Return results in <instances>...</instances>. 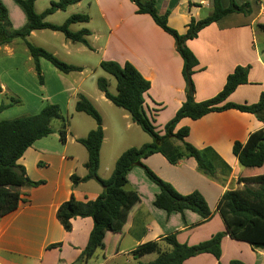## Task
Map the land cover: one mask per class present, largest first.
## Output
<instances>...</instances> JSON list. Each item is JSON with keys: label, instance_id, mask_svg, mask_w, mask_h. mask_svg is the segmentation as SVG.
I'll use <instances>...</instances> for the list:
<instances>
[{"label": "crops", "instance_id": "crops-1", "mask_svg": "<svg viewBox=\"0 0 264 264\" xmlns=\"http://www.w3.org/2000/svg\"><path fill=\"white\" fill-rule=\"evenodd\" d=\"M234 1L237 4L249 2L251 12L228 13L202 28L196 37L186 41V46L198 60L192 74L196 101L205 100L219 92L227 74L237 65L249 66L248 82L240 84L228 96L227 101L254 103L264 91V30L258 26L264 24V0ZM37 2L38 0L34 3L36 12L47 8L36 9ZM82 2L83 0H79L75 4L79 6ZM0 3L6 8L10 27L21 29L26 23V16L19 6L13 0H0ZM229 3L230 0H220L222 7H227ZM88 5L92 6L93 15L90 11L83 13L89 16L87 24L92 23L96 17L98 25L82 28L89 30L87 41L88 37L92 36L98 43L94 46L90 42L89 46L76 43L95 49L99 53L98 64L102 60L121 64L125 61L132 63L150 82V88L143 95L144 111L153 121L157 120L159 127L164 126L185 100L187 93V84L182 75L183 61L176 50L173 37L161 29L148 14L137 13L131 0H90ZM155 5L160 14L168 12V25L183 34L191 17L202 19L211 14L213 0H155ZM66 9L67 7L58 11ZM54 13L48 15L46 20L52 22L48 17H52ZM82 28L70 29L77 31ZM41 30L43 29L31 31L26 40L29 42V39L36 37L37 31ZM55 32L57 31H53ZM68 45V42H63L62 47L68 49ZM84 51L85 48H76V52ZM51 53L56 54V51ZM0 54L3 55V58H0V96L5 99L0 101V105L8 104L0 110L2 112L13 109L11 107L14 106L12 102L15 99L20 100L15 104L19 106L21 99L23 100L31 89L30 87L25 93L24 89L13 85V72L30 73L32 81L40 84V88L46 84V79L41 72V81L39 80L34 60L23 39L14 38L1 44ZM31 60L33 63L28 65ZM39 64L41 67L40 62ZM77 72L81 73L82 70ZM61 73L63 74H56V77L62 90L77 81L66 77L70 72ZM82 81L83 79L79 80L74 90ZM57 94L58 91L54 89L51 97L54 98ZM30 95L33 97L29 100L30 108L35 110V114L42 105L36 102L37 90ZM85 96L94 105L96 100L92 101L90 96ZM96 98L102 103L110 102L101 90ZM122 118L126 123L123 129L116 128L118 133H123L132 124L128 114H122ZM5 119L2 117L0 120ZM182 126L189 128L186 140L197 148L211 147L230 166L229 173L224 174L217 168L214 177L209 178L198 171L193 158H185L172 164L159 152L145 157L142 161L178 192L186 194L198 190L212 212L208 220H203L198 213L189 209L182 213H168L156 207L154 199L159 191L158 186L146 176L142 167L133 166L126 175L127 187L137 193L138 204L128 211L126 221L119 232L106 233L103 248L97 249L88 259L81 257L93 226L92 218H73L71 229L66 231L56 217V210L71 196L79 201L93 200L102 191V187L94 179L72 183L71 175L75 174L81 178L87 174V151L82 148L69 149L67 136L62 143L59 135L51 132L46 137L50 136L54 142H47L49 138L46 137L36 140L17 161L24 167L31 181L41 183L20 187L22 201L19 206L0 216V264H71L76 260H80V264L83 261H86V264H145L155 259L158 253L150 252L136 257L132 251L140 244L157 242L160 251H167L170 245L163 239L168 235L174 234L180 243L196 244L216 232L224 231L223 220L216 211L221 194L245 185L259 186L257 182L238 181V177H251L260 172L239 164L232 152L233 143L245 142L252 132L264 128V123L252 113L229 108L207 113L195 120L183 118L176 128ZM94 127L84 130L85 135L70 132L71 141L85 137ZM103 127L104 138L100 147L98 175L107 178L116 159L125 149L141 146L150 140L142 136L138 143H130L118 149L114 147L109 152H103L108 138L104 123ZM128 138V135L121 134L118 143ZM178 144L180 143L177 142L176 145ZM107 173L109 174L106 175ZM52 244L55 246L49 247ZM232 259H239L245 264H264V248H254L245 241L224 235L219 260L210 253H201L187 258L184 264H228Z\"/></svg>", "mask_w": 264, "mask_h": 264}, {"label": "trees", "instance_id": "trees-1", "mask_svg": "<svg viewBox=\"0 0 264 264\" xmlns=\"http://www.w3.org/2000/svg\"><path fill=\"white\" fill-rule=\"evenodd\" d=\"M24 12L26 23L21 29L10 27L5 6L0 3V45L14 38L25 41L29 54L34 60L35 70L41 81V67L39 59L48 60L54 67L64 73L80 71L82 67L60 60L56 55L43 47L33 45L26 40L33 30L49 29L61 32L72 42H80L89 46L86 36L89 30L82 28L77 31L70 29V25L77 22H88L89 16L83 13H74L68 16L61 24L46 20V17L58 10H64L68 5L79 0H56L42 12H36V0H13ZM136 6L137 13L148 14L153 21L174 39L175 47L182 58V75L186 81V98L176 110L173 117L164 125V133L159 134L151 119L143 109V95L150 88V82L129 61L118 63L112 60H102L99 66L116 80V93L108 91L107 80L98 78V88L104 96L114 105L124 109L131 120L139 125L150 137L151 141L141 146H132L125 149L116 159L109 177L101 178L98 175L100 147L104 138L102 117L93 103L84 94L79 93L75 102V110L90 115L96 122L85 137L78 138L87 151L85 167L87 174L84 177L71 175L73 184L88 179L99 182L102 191L93 200L79 201L73 196L62 202L57 210L56 217L66 231L71 229V219L76 217H90L93 226L89 233L87 243L81 252V257L90 258L97 249L103 248L106 233L119 232L128 214L139 202L137 193L128 188L127 172L133 166H140L146 176L154 182L159 191L155 195L154 205L166 210L168 213L177 211L182 213L185 209L198 213L203 220H208L212 212L204 196L193 190L182 194L169 182L160 178L152 169L143 163V159L153 153L163 154L170 163L175 164L185 158H193L198 171L209 178L214 177L217 168L227 174L230 166L211 148H197L186 140L189 128L182 126L176 128L183 118L198 119L207 113L221 111L229 108L242 112H249L264 123V91L254 103H234L227 101L228 96L240 85L248 82L249 66L237 65L225 78L222 89L214 96L205 100L194 99V85L191 76L198 64L196 56L186 46V41L197 36L198 32L215 22L220 17L240 12L249 14V2L237 4L230 0L227 7H222L220 0H213V9L210 15L196 19L191 17L187 29L183 34L178 33L167 23L168 12L160 14L156 8L155 0H131ZM264 30V24H258ZM1 92V86H0ZM14 101V100H13ZM8 104H1L0 110ZM61 117L56 104H46L37 113L0 120V216L15 210L20 202L19 188L35 186L41 181H31L23 166L17 163L24 151L36 140L51 134L50 122L53 118ZM65 121V118H63ZM59 139L66 140L64 127L59 130ZM178 141L173 145L172 140ZM232 152L243 167L257 170L260 173L251 177H238V181L246 183L257 182L259 186L245 185L242 188L224 191L216 204V211L220 214L224 231L212 234L208 239L196 244L180 243L174 234L166 236L163 240L170 245L167 251H160L157 242H146L138 245L132 254L139 257L145 253L157 252L155 259L145 264H184V261L201 253H210L217 260L221 256V240L224 235L230 238L249 243L254 248H264V128L252 132L245 142L235 141ZM55 246V244L49 247ZM219 264H221L219 262ZM228 264H245L239 259H232Z\"/></svg>", "mask_w": 264, "mask_h": 264}, {"label": "rangeland", "instance_id": "rangeland-1", "mask_svg": "<svg viewBox=\"0 0 264 264\" xmlns=\"http://www.w3.org/2000/svg\"><path fill=\"white\" fill-rule=\"evenodd\" d=\"M90 0H83L81 5L71 4L67 6V9L65 11H56L52 17H48L52 22L56 24H61L68 16L74 13H90L93 15V8L92 6L88 5V2ZM50 0H38L36 4V9L41 10L45 7H48L50 5ZM20 8V7H19ZM21 9V8H20ZM22 10V9H21ZM23 12V11H22ZM24 13V12H23ZM95 20L92 21V23L87 24V22H77L70 25V28L75 30L78 28L86 27V26H93L95 24L98 25V21L96 17H94ZM99 28V27H97ZM259 32H261L258 29ZM54 34V35H53ZM263 34V33H262ZM29 42L41 45L44 49L48 51H56V55L60 60H63L70 64H77L82 66V72H70L69 75L66 77L69 79H75L76 82L72 83L67 88H62L60 85L58 86V78L56 77V74H63L59 72V70L54 67L48 60L44 58H40L39 62L41 63V72L44 74V77L46 79V84H43V86L40 88V84H38L36 81H32L30 73L26 71H17L14 73V79H12V83L15 86L21 87V89L25 90V93L27 90L30 89L29 93L26 94V96L21 99V103L18 105H15L19 103L20 100L15 99L12 103L14 104L13 109H7L5 111H0V119L2 117H5L6 119H12L14 117L18 116H25L33 112L35 110H32L31 103H29V100H31L33 97L30 95L32 92L35 93L36 90L38 92V98H37V104H41L42 107L44 105L48 104H56L61 112V117L53 118L50 122V127L56 136L59 135V130L64 127L66 131V136L69 144V149L71 148H82L83 150L85 147L79 143L76 140L71 141L72 133H78V134H84V130L89 129L90 127L96 126L95 120L88 114L84 112H79L75 110V102L77 100L79 93H84L85 95H88L91 97V100L94 102L95 108L98 110L102 117V123L106 125V135L107 140L104 144L103 152H109L111 148L118 149L121 147H126V145L130 143H138L140 139L145 137L146 139H149L151 141V137L141 129L139 125L134 123L131 118L129 119L132 123L128 129H125L123 133H118L116 131V128L123 129L126 123V120L122 118V114H128L125 112L124 109L114 105L111 101L109 103H102L99 102L96 96L99 95V88L97 85L98 78H105L107 80V88L108 91L115 94L116 93V80L115 78L105 72L97 63L99 59V53L95 51V49H89L82 44L74 43L72 41H67V39L64 37V35L61 32H55L43 29L41 31H37V35L34 38H30ZM63 42H68V49L63 48L62 44ZM88 42L91 43V45H96L98 42L97 40L93 39L92 36L88 37ZM261 41L259 40V43ZM85 48V51L83 53L76 52L77 47ZM0 58H3V55L0 54ZM33 63L32 60L28 62V65ZM84 64V66L82 65ZM25 73V75H23ZM12 75V74H11ZM65 76V75H64ZM80 79H83V81L80 83L79 87L75 89V87L78 85V82ZM35 80H37V77H35ZM185 80V79H184ZM36 82V83H35ZM191 82H194L193 76H191ZM31 83V85H30ZM56 89L58 91V94L54 96V98L51 97L52 90ZM51 92V93H50ZM7 99V98H6ZM5 101L3 97L0 96V101ZM23 107H20L22 106ZM129 115V114H128ZM146 115L151 119L156 131L159 134L164 133V126L159 127L158 122L156 120L153 121V119L146 113ZM130 116V115H129ZM63 118H65V121H63ZM171 119V118H170ZM169 119V120H170ZM166 124V123H165ZM103 125V124H102ZM104 129V127H103ZM123 135H128L129 138L126 139L122 143H118V137ZM133 136L135 139H133ZM47 139V142H54L52 138ZM178 141L172 140L173 145H175ZM107 173L106 175H108ZM86 261H83L82 264H86Z\"/></svg>", "mask_w": 264, "mask_h": 264}, {"label": "water", "instance_id": "water-1", "mask_svg": "<svg viewBox=\"0 0 264 264\" xmlns=\"http://www.w3.org/2000/svg\"><path fill=\"white\" fill-rule=\"evenodd\" d=\"M71 264H80V260H76V261H74V262L71 263Z\"/></svg>", "mask_w": 264, "mask_h": 264}]
</instances>
